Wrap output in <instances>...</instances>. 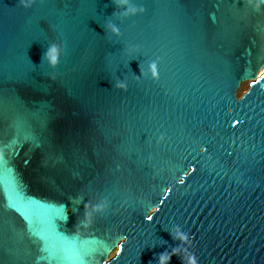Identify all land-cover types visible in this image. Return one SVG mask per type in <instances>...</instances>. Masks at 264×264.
I'll return each instance as SVG.
<instances>
[{"label":"water","instance_id":"water-1","mask_svg":"<svg viewBox=\"0 0 264 264\" xmlns=\"http://www.w3.org/2000/svg\"><path fill=\"white\" fill-rule=\"evenodd\" d=\"M263 66L264 0H0V264H264Z\"/></svg>","mask_w":264,"mask_h":264},{"label":"rangeland","instance_id":"rangeland-1","mask_svg":"<svg viewBox=\"0 0 264 264\" xmlns=\"http://www.w3.org/2000/svg\"><path fill=\"white\" fill-rule=\"evenodd\" d=\"M263 70H264V66L259 70L258 73H259V74H262V71H263ZM250 82H251V80H248V81L243 82V83L241 84V87H240V89L238 90V96H239V97L242 96L243 93H244L245 91L248 90L249 85H250ZM114 255H115V250H114L113 252H111L109 258H112Z\"/></svg>","mask_w":264,"mask_h":264},{"label":"clouds","instance_id":"clouds-1","mask_svg":"<svg viewBox=\"0 0 264 264\" xmlns=\"http://www.w3.org/2000/svg\"><path fill=\"white\" fill-rule=\"evenodd\" d=\"M122 2L126 3L127 0H122ZM112 31L118 33V29L115 26H112ZM50 63H52L53 65H55L57 63V59L55 57H53L50 60Z\"/></svg>","mask_w":264,"mask_h":264},{"label":"snow or ice","instance_id":"snow-or-ice-1","mask_svg":"<svg viewBox=\"0 0 264 264\" xmlns=\"http://www.w3.org/2000/svg\"><path fill=\"white\" fill-rule=\"evenodd\" d=\"M261 78L264 79V76H262ZM33 140L35 141V138H33ZM147 219H148L149 221H151V220L153 219V217H152V216H148Z\"/></svg>","mask_w":264,"mask_h":264},{"label":"bare ground","instance_id":"bare-ground-1","mask_svg":"<svg viewBox=\"0 0 264 264\" xmlns=\"http://www.w3.org/2000/svg\"><path fill=\"white\" fill-rule=\"evenodd\" d=\"M262 73H264V70L262 71ZM111 252H112V249L108 253L111 254Z\"/></svg>","mask_w":264,"mask_h":264}]
</instances>
